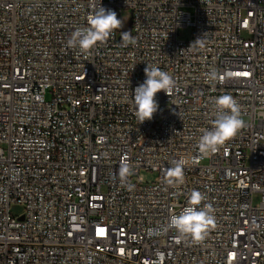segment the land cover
<instances>
[{"label": "built area", "instance_id": "2783aa9c", "mask_svg": "<svg viewBox=\"0 0 264 264\" xmlns=\"http://www.w3.org/2000/svg\"><path fill=\"white\" fill-rule=\"evenodd\" d=\"M100 2L129 10L134 42L116 29L87 53L67 47L98 0H0V264H264V0ZM147 65L176 88L139 124ZM224 94L244 126L202 155ZM193 190L215 216L200 241L165 230Z\"/></svg>", "mask_w": 264, "mask_h": 264}, {"label": "clouds", "instance_id": "9594fccd", "mask_svg": "<svg viewBox=\"0 0 264 264\" xmlns=\"http://www.w3.org/2000/svg\"><path fill=\"white\" fill-rule=\"evenodd\" d=\"M123 21L118 18L113 10L106 9L101 5L94 4L92 11L87 16V26L77 27L67 40V47L79 49L81 53H87L98 45L105 43L116 29H121ZM134 42L131 32H122V43ZM200 47L203 42L198 38L195 40ZM193 42L190 46H192ZM189 46V47H190ZM146 79L132 92V103L134 104V115L142 124L153 119L159 110L156 100L157 93L163 91L167 96H171L176 88V81L173 77L155 65H147L144 69ZM209 81L218 79L216 71L206 74ZM215 119L211 129L203 130L198 141V150L202 155H208L218 150L230 138L234 137L239 129L244 126L242 110L238 101L231 95L224 94L214 100ZM190 163L188 157H181L172 161V167L167 170L169 184H180L183 182L184 168ZM133 174L132 168L127 158H124L119 167V178L122 182H127ZM128 187H132L128 185ZM205 200V195L198 190H193L188 199V205L179 214L169 217L166 229H175L178 238H190L193 241L204 239L207 230L214 226L215 216L211 204H204L198 207Z\"/></svg>", "mask_w": 264, "mask_h": 264}, {"label": "rangeland", "instance_id": "374dc122", "mask_svg": "<svg viewBox=\"0 0 264 264\" xmlns=\"http://www.w3.org/2000/svg\"><path fill=\"white\" fill-rule=\"evenodd\" d=\"M118 18L123 21V26L121 29H118L117 36H118V39H122V32H125V31L130 32V28H131V17H130L129 10L122 9L120 14L118 15ZM189 34H190V30L188 28H181L179 30L180 37L186 38L189 36ZM141 176L143 177L145 181H151L155 177V174L147 172V171H141ZM258 199H259L258 195L253 196L254 202L258 201ZM15 211L16 210H13V212Z\"/></svg>", "mask_w": 264, "mask_h": 264}]
</instances>
